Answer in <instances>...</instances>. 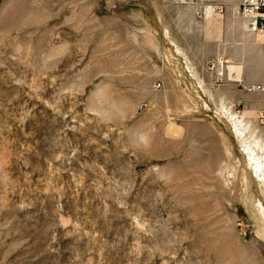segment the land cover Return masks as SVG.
<instances>
[{
    "label": "rangeland",
    "instance_id": "rangeland-1",
    "mask_svg": "<svg viewBox=\"0 0 264 264\" xmlns=\"http://www.w3.org/2000/svg\"><path fill=\"white\" fill-rule=\"evenodd\" d=\"M240 1L0 0V264H264Z\"/></svg>",
    "mask_w": 264,
    "mask_h": 264
},
{
    "label": "built area",
    "instance_id": "built-area-1",
    "mask_svg": "<svg viewBox=\"0 0 264 264\" xmlns=\"http://www.w3.org/2000/svg\"><path fill=\"white\" fill-rule=\"evenodd\" d=\"M240 10L252 31L264 33V0H241Z\"/></svg>",
    "mask_w": 264,
    "mask_h": 264
},
{
    "label": "bare ground",
    "instance_id": "bare-ground-1",
    "mask_svg": "<svg viewBox=\"0 0 264 264\" xmlns=\"http://www.w3.org/2000/svg\"><path fill=\"white\" fill-rule=\"evenodd\" d=\"M234 129H235V133L238 136H241L244 133V130H245L243 122L241 120H239V119L235 120ZM250 157L252 158V161H253V164H254L256 172H258V176L261 178V180L264 183V155L263 156H259L258 154L256 155V153L254 151V153H251ZM263 214H264V211H263Z\"/></svg>",
    "mask_w": 264,
    "mask_h": 264
}]
</instances>
